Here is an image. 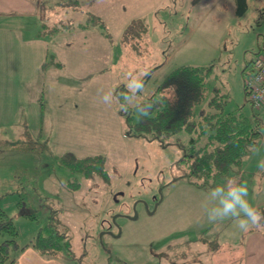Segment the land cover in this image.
Masks as SVG:
<instances>
[{
  "label": "rangeland",
  "instance_id": "obj_1",
  "mask_svg": "<svg viewBox=\"0 0 264 264\" xmlns=\"http://www.w3.org/2000/svg\"><path fill=\"white\" fill-rule=\"evenodd\" d=\"M246 3L241 12L237 0H42L24 29L25 68L0 66V207L18 232L11 264H242L260 228H239L247 217L232 193L246 184L238 194L264 214V105L242 170L207 187L180 163L189 131L166 144L130 134L122 109L138 113L171 72L198 65L212 68L198 113L217 97L225 111L252 115L244 69L264 46V0ZM96 155L105 170L74 163ZM225 202L234 208L224 212ZM49 236L51 252L34 245Z\"/></svg>",
  "mask_w": 264,
  "mask_h": 264
},
{
  "label": "trees",
  "instance_id": "obj_2",
  "mask_svg": "<svg viewBox=\"0 0 264 264\" xmlns=\"http://www.w3.org/2000/svg\"><path fill=\"white\" fill-rule=\"evenodd\" d=\"M239 11L247 8L246 0H237ZM211 66L183 65L171 72L162 81L155 92L136 105L138 113L132 107L125 106L129 133L148 139L166 140L183 129L192 135L189 146L180 140L184 149L181 165L187 167L186 176L197 179L200 186H211L216 176H226L242 170L244 158L250 154L262 138L263 121L258 113L246 114L242 110L225 111L217 97L209 100V108L203 107L199 113L195 106L204 101L206 82L211 75ZM152 105L148 115L141 112ZM106 159L102 155L75 157L74 163L88 174L103 167ZM10 233L0 243V262L11 264L9 250L17 247L15 239L17 229L4 208L0 207V235ZM53 237H37L34 245L42 252H51L56 243ZM51 249V250H49Z\"/></svg>",
  "mask_w": 264,
  "mask_h": 264
},
{
  "label": "crops",
  "instance_id": "obj_3",
  "mask_svg": "<svg viewBox=\"0 0 264 264\" xmlns=\"http://www.w3.org/2000/svg\"><path fill=\"white\" fill-rule=\"evenodd\" d=\"M42 7V0H0V60L4 62L0 66L8 68L9 62L16 59L18 62L21 61L19 67H24L25 42H27L24 29L27 27L28 19L34 20L38 14L41 15ZM36 38L33 41H36ZM14 44L20 48L19 52L15 51ZM4 53H7L5 58L2 57ZM232 178L231 184L237 180L234 176ZM261 205L264 206V201L257 204L256 208ZM249 237L248 245L245 244L244 251H242L243 256L238 258L242 257V264H264V228H260L257 233ZM43 264L61 263L45 260Z\"/></svg>",
  "mask_w": 264,
  "mask_h": 264
},
{
  "label": "built area",
  "instance_id": "obj_4",
  "mask_svg": "<svg viewBox=\"0 0 264 264\" xmlns=\"http://www.w3.org/2000/svg\"><path fill=\"white\" fill-rule=\"evenodd\" d=\"M245 92L246 99L254 109L264 105V46L260 47L256 56L246 65Z\"/></svg>",
  "mask_w": 264,
  "mask_h": 264
},
{
  "label": "clouds",
  "instance_id": "obj_5",
  "mask_svg": "<svg viewBox=\"0 0 264 264\" xmlns=\"http://www.w3.org/2000/svg\"><path fill=\"white\" fill-rule=\"evenodd\" d=\"M136 90L137 91H143V82L139 81L136 83ZM152 108V105H148L145 110L141 112L142 116H146L149 114L150 110ZM238 193H244L248 194V188L245 184L244 187L240 188L238 192H233L232 195L235 197V200L238 201L241 205H243V210L246 213V219L242 220L239 224V228L243 229V231H248L251 226H256L258 228H264V224H261L260 221L264 220V214H261L256 209L253 208V206L250 204L248 200L242 199L241 195ZM234 208V204L232 202H225L224 204V212H228L229 209ZM251 226H246L249 224Z\"/></svg>",
  "mask_w": 264,
  "mask_h": 264
}]
</instances>
